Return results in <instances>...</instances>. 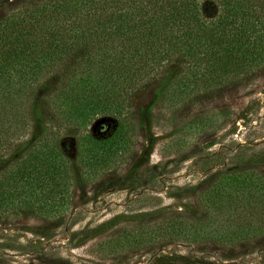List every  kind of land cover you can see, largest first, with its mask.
<instances>
[{
	"label": "trees",
	"instance_id": "1",
	"mask_svg": "<svg viewBox=\"0 0 264 264\" xmlns=\"http://www.w3.org/2000/svg\"><path fill=\"white\" fill-rule=\"evenodd\" d=\"M263 71L264 0L15 1L0 16V222L58 220L76 178L113 166V133L152 84L174 106L245 87ZM101 118L97 137L89 127ZM64 139L76 141L72 152ZM224 184L226 194L216 186L200 198L220 224L214 232L176 217L144 227L147 238L159 227L224 247L264 238V174H229Z\"/></svg>",
	"mask_w": 264,
	"mask_h": 264
},
{
	"label": "rangeland",
	"instance_id": "2",
	"mask_svg": "<svg viewBox=\"0 0 264 264\" xmlns=\"http://www.w3.org/2000/svg\"><path fill=\"white\" fill-rule=\"evenodd\" d=\"M15 1L0 0V16ZM165 93L152 84L130 100L121 134L113 133V166L76 178L58 220L0 222V264H264V238L224 247L193 233L162 236L161 227L149 240L144 228L191 217L211 234L220 224L203 208L202 192L218 186L226 194L229 174H264V71L191 104L168 106ZM33 117L39 133L44 112ZM104 121L89 127L95 136ZM75 144L61 145L72 152Z\"/></svg>",
	"mask_w": 264,
	"mask_h": 264
}]
</instances>
